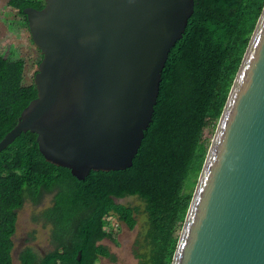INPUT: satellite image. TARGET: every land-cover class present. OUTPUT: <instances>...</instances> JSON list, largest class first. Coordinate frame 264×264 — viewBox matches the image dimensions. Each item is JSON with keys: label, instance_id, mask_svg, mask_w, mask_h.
Segmentation results:
<instances>
[{"label": "water", "instance_id": "1", "mask_svg": "<svg viewBox=\"0 0 264 264\" xmlns=\"http://www.w3.org/2000/svg\"><path fill=\"white\" fill-rule=\"evenodd\" d=\"M195 0H45L23 9L37 95L0 140L37 134L78 179L133 165ZM81 252L78 253V259ZM171 264H264V8L207 151Z\"/></svg>", "mask_w": 264, "mask_h": 264}, {"label": "trees", "instance_id": "2", "mask_svg": "<svg viewBox=\"0 0 264 264\" xmlns=\"http://www.w3.org/2000/svg\"><path fill=\"white\" fill-rule=\"evenodd\" d=\"M243 2L195 0L186 31L169 53L153 120L132 166L78 179L47 161L29 130L0 152V264H13L18 210L38 203L44 191L54 192L53 203L33 218L49 226L52 249L42 254L26 246L21 264H95L100 255H111L99 242L115 238L108 217L134 228L140 214L144 231L136 256L141 264H171L211 136L261 14V7ZM8 4L28 27L23 9H40L45 0ZM25 65L23 58L0 54V140L37 95L34 79L25 81ZM129 196L140 203L117 201Z\"/></svg>", "mask_w": 264, "mask_h": 264}, {"label": "rangeland", "instance_id": "3", "mask_svg": "<svg viewBox=\"0 0 264 264\" xmlns=\"http://www.w3.org/2000/svg\"><path fill=\"white\" fill-rule=\"evenodd\" d=\"M8 1L0 0V54L23 58L26 64L25 81L30 82L34 79L40 53L33 44L24 17L17 8L11 7ZM117 201L123 204L140 203L135 196L121 198ZM40 209L41 206L37 207L32 202H26L18 210L17 228L14 234L13 264H20L17 251L25 238H31V243L35 244L41 251L52 247L49 226H44L42 222L33 218L34 214ZM137 219V225L130 228L126 223L119 221L116 216L108 217V222L112 223L116 234L115 239L107 242V247L114 256H104L97 264H141L140 259L134 252V247L137 238L142 236L140 234L144 231V216L137 215Z\"/></svg>", "mask_w": 264, "mask_h": 264}, {"label": "flooded vegetation", "instance_id": "4", "mask_svg": "<svg viewBox=\"0 0 264 264\" xmlns=\"http://www.w3.org/2000/svg\"><path fill=\"white\" fill-rule=\"evenodd\" d=\"M246 1H249V6L252 8V9H256V8H259L261 7L260 11L262 12L263 8H264V0H244L243 4L245 3L246 4ZM260 16V15H259ZM258 21V20H257ZM257 23V22H256ZM41 53V52H40ZM38 66V65H37ZM36 73V72H35ZM53 198H54V192H48V191H44L43 194L41 195V199L38 203H36L35 205L38 207V206H41V209L42 210L43 208H46L48 207L49 205H51L53 203ZM48 199V201H47ZM39 212V210L37 211ZM111 216H115V215H110L109 217ZM16 228H17V223H16ZM16 232V231H15ZM15 234V233H14ZM14 234L12 236L13 240H14ZM116 234V233H115ZM111 239H115V238H110V237H105L103 239H101L99 242L105 246H107V242L110 241ZM31 238L30 239H26L21 243L19 249H18V257L20 255V252L22 251V249L26 246H31L34 248V250H36L37 252H40L42 254H46L50 249L48 248L47 250H43L41 251L35 244H32L31 243ZM52 246V244H51ZM14 247H15V241H14ZM52 249V247H51ZM109 249V248H108ZM13 251H14V248H13ZM110 254L112 255V257L114 256L113 253L109 250ZM13 254V253H12ZM111 255L109 256H105V255H100L99 256V259L97 260V262L95 264H97L98 262H100L101 258L102 257H110ZM20 261V259H19ZM21 264V263H20Z\"/></svg>", "mask_w": 264, "mask_h": 264}]
</instances>
